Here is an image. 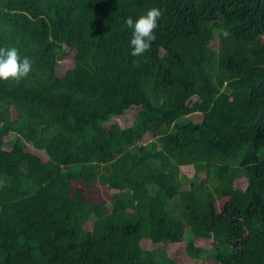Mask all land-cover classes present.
<instances>
[{
	"label": "trees",
	"instance_id": "1",
	"mask_svg": "<svg viewBox=\"0 0 264 264\" xmlns=\"http://www.w3.org/2000/svg\"><path fill=\"white\" fill-rule=\"evenodd\" d=\"M11 47L0 264H264V0H0Z\"/></svg>",
	"mask_w": 264,
	"mask_h": 264
},
{
	"label": "clouds",
	"instance_id": "2",
	"mask_svg": "<svg viewBox=\"0 0 264 264\" xmlns=\"http://www.w3.org/2000/svg\"><path fill=\"white\" fill-rule=\"evenodd\" d=\"M161 12L157 8L150 9L146 15L133 20L131 16L126 18V26L132 30L130 41L133 57H143L150 51L152 43L156 40L155 30ZM134 66L139 65V61H133ZM32 70V62L28 57L21 59L18 49L0 48V81L20 82L27 78Z\"/></svg>",
	"mask_w": 264,
	"mask_h": 264
},
{
	"label": "rangeland",
	"instance_id": "3",
	"mask_svg": "<svg viewBox=\"0 0 264 264\" xmlns=\"http://www.w3.org/2000/svg\"><path fill=\"white\" fill-rule=\"evenodd\" d=\"M62 67L69 69L72 66V62L70 59H67L63 62L60 63ZM191 117H197V116H191ZM198 119V118H197ZM131 118H113L111 121L108 122L107 126L111 125V124H118L120 127L122 128H127L131 125ZM181 177H186L187 179H192L194 176V170L191 166L188 167H182L181 168ZM1 184V183H0ZM184 187L186 188V186L184 185ZM169 253H171V250L169 249ZM209 264L208 262L205 261H194L192 263H185V264Z\"/></svg>",
	"mask_w": 264,
	"mask_h": 264
}]
</instances>
